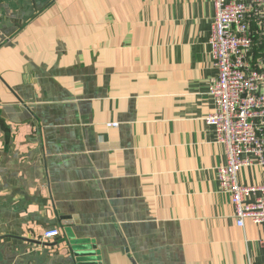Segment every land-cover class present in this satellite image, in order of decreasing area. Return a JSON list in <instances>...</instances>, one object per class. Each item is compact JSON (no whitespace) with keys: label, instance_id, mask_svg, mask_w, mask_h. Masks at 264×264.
I'll list each match as a JSON object with an SVG mask.
<instances>
[{"label":"crops","instance_id":"crops-1","mask_svg":"<svg viewBox=\"0 0 264 264\" xmlns=\"http://www.w3.org/2000/svg\"><path fill=\"white\" fill-rule=\"evenodd\" d=\"M214 16L211 0H0V264H72L67 236L105 264H264V224L238 227L218 190Z\"/></svg>","mask_w":264,"mask_h":264},{"label":"built area","instance_id":"built-area-1","mask_svg":"<svg viewBox=\"0 0 264 264\" xmlns=\"http://www.w3.org/2000/svg\"><path fill=\"white\" fill-rule=\"evenodd\" d=\"M211 1L215 16L207 44L217 75L207 86L213 109L205 124L224 149L225 163L215 169L218 190L229 196L238 227L246 219L263 225L264 184H241L238 174L264 170V54L254 57L264 42V0ZM58 236L50 229L42 239Z\"/></svg>","mask_w":264,"mask_h":264},{"label":"water","instance_id":"water-1","mask_svg":"<svg viewBox=\"0 0 264 264\" xmlns=\"http://www.w3.org/2000/svg\"><path fill=\"white\" fill-rule=\"evenodd\" d=\"M67 251L72 264H105V255L102 250L97 251L95 246H88L85 242L67 236Z\"/></svg>","mask_w":264,"mask_h":264},{"label":"trees","instance_id":"trees-1","mask_svg":"<svg viewBox=\"0 0 264 264\" xmlns=\"http://www.w3.org/2000/svg\"><path fill=\"white\" fill-rule=\"evenodd\" d=\"M263 54H264V42H262L261 44H259L257 46V48L254 51V57H255V59L256 58L258 59V58L262 57Z\"/></svg>","mask_w":264,"mask_h":264}]
</instances>
